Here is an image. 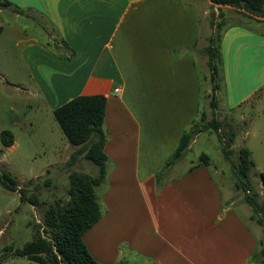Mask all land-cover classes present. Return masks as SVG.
I'll return each instance as SVG.
<instances>
[{
    "label": "crops",
    "instance_id": "crops-1",
    "mask_svg": "<svg viewBox=\"0 0 264 264\" xmlns=\"http://www.w3.org/2000/svg\"><path fill=\"white\" fill-rule=\"evenodd\" d=\"M2 1L0 14L12 19L0 41L17 50L27 71L26 78L11 80L17 91L40 97L53 115L79 96L107 98L104 214L83 236L92 257L100 264H264L252 260L262 228L252 227L255 213L235 183L225 191L210 166L190 171L192 162L175 173L178 162L164 185L157 184L183 133L205 110L209 36L200 5L5 0L12 5L4 7ZM222 56L226 111L262 104L264 28L230 27ZM12 131L15 143L6 150L19 145Z\"/></svg>",
    "mask_w": 264,
    "mask_h": 264
},
{
    "label": "rangeland",
    "instance_id": "rangeland-1",
    "mask_svg": "<svg viewBox=\"0 0 264 264\" xmlns=\"http://www.w3.org/2000/svg\"><path fill=\"white\" fill-rule=\"evenodd\" d=\"M194 1L202 9L205 32L208 36L212 33L210 21L213 12L217 15L224 13V18H218V21L224 22L227 27L241 23L258 29L264 28L255 21H264V17L252 15L245 9L214 6L210 0ZM11 19L9 13L0 14V26L5 31L0 40L6 37ZM22 21L26 27L27 24L32 26L31 23ZM40 22L47 25L44 21ZM26 77L27 71L17 50L0 41V147L1 133L4 130L12 133H14L12 130H15L19 142L15 149H4V153H0V159L5 155L4 162L0 160V175L7 171L19 181L18 190L15 192L5 189L0 183V259L6 258L5 261H0V264H39L17 257L11 250H22L33 240L34 226L43 224L44 213L49 205L58 199H68L71 173L98 175V168L84 156L71 163L72 155L77 148L68 142L45 102L28 91L26 93L24 90L17 91L14 88L11 80ZM259 99L262 101L259 106L249 110L237 109L234 113L226 111L223 101L221 102L219 121L222 133H227L231 127L238 133L232 149H228L230 161L225 157L226 147L218 134L205 131L200 134L184 162H179L173 171L178 173L188 167V163L196 164L201 155H208L211 158L212 173L216 175L225 191H228L230 182L234 184L237 181L234 165L239 163L240 150L246 148L252 151L255 163L252 183L257 191H260L259 175L264 172V94H261ZM242 114L244 118H241ZM70 151L71 154L64 162L65 155ZM48 180L51 184L45 186L44 183ZM36 183L42 184L39 191V206L22 201L20 193L21 189L32 192ZM251 225L255 229L259 226L255 219Z\"/></svg>",
    "mask_w": 264,
    "mask_h": 264
},
{
    "label": "trees",
    "instance_id": "trees-1",
    "mask_svg": "<svg viewBox=\"0 0 264 264\" xmlns=\"http://www.w3.org/2000/svg\"><path fill=\"white\" fill-rule=\"evenodd\" d=\"M214 6H228L237 9H245L248 13L264 17V0H210ZM4 7L12 4L2 1ZM222 11V9H220ZM247 16V15H246ZM253 19L251 16H247ZM210 28L212 33L207 38V47L204 54L207 57V74L203 75V83L206 86V104L201 118L194 121L183 133L175 151L165 162L161 171L157 174V184L164 185L163 179L170 170L180 162L191 150L195 139L205 131L218 134L220 141L224 142V154L230 161L228 149H232L237 138V132L231 127L227 133H222V125L219 121V109L221 102L226 95L225 74L222 56V41L226 31L232 26L224 25L218 18H224V13L211 14ZM258 24L264 21L255 20ZM44 44V43H43ZM52 43H45L48 48ZM74 56V53H73ZM107 109V98L105 95H83L54 111V116L60 125L62 132L68 142L77 148L73 153L71 163L84 156L98 168V175L93 176L87 173H71L69 175L70 189L68 199H58L49 205L44 213L43 224L34 226L35 234L33 240L22 250H11L13 255L26 258L29 261L39 264H100L89 252L83 241L84 234L90 230L104 214V207L101 201L100 188L105 184L109 173V158L105 154V145L108 141L105 129V118ZM226 126L230 127L229 124ZM15 143L14 133L4 130L1 133L2 148L13 146ZM211 158L208 155H201L198 162L190 171L199 165L210 166ZM255 163L249 149L240 150V160L234 165V173L237 176L235 188L242 190L245 194V201L252 207L259 226L263 231V238L259 243V249L253 257V261L264 263V172L259 175L262 183V200H259V192L253 186L252 178ZM33 181H31L32 183ZM1 185L11 191L18 190L19 181L9 172L3 171L0 175ZM51 181L44 183L49 186ZM41 183L33 186V191L21 189L22 201L33 206L40 205L39 191ZM1 258L0 261H5ZM117 264H126L119 262Z\"/></svg>",
    "mask_w": 264,
    "mask_h": 264
},
{
    "label": "built area",
    "instance_id": "built-area-1",
    "mask_svg": "<svg viewBox=\"0 0 264 264\" xmlns=\"http://www.w3.org/2000/svg\"><path fill=\"white\" fill-rule=\"evenodd\" d=\"M119 94V93H118Z\"/></svg>",
    "mask_w": 264,
    "mask_h": 264
}]
</instances>
